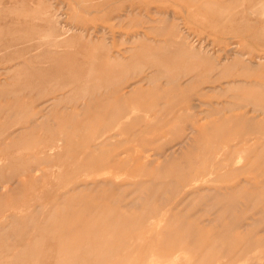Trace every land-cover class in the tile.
I'll list each match as a JSON object with an SVG mask.
<instances>
[{"label":"rangeland","instance_id":"rangeland-1","mask_svg":"<svg viewBox=\"0 0 264 264\" xmlns=\"http://www.w3.org/2000/svg\"><path fill=\"white\" fill-rule=\"evenodd\" d=\"M0 264H264V0H0Z\"/></svg>","mask_w":264,"mask_h":264},{"label":"bare ground","instance_id":"bare-ground-1","mask_svg":"<svg viewBox=\"0 0 264 264\" xmlns=\"http://www.w3.org/2000/svg\"><path fill=\"white\" fill-rule=\"evenodd\" d=\"M44 35H45V34H44ZM44 35H43V36H44ZM45 36H46V35H45ZM48 36H49V35H48ZM43 39H45V38H43ZM43 39L41 38L42 41H43ZM46 39H50V38H46ZM43 42H45V41H43ZM47 42H49V41H47ZM52 42H53V41H52ZM52 42H51V43H52ZM53 43H54V42H53ZM48 45H49V44H48ZM51 47H52V46H51Z\"/></svg>","mask_w":264,"mask_h":264}]
</instances>
